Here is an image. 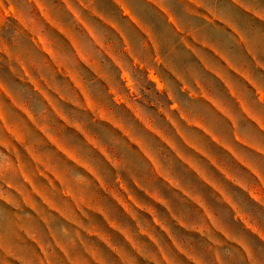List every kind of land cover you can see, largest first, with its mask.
<instances>
[{
	"label": "clouds",
	"instance_id": "clouds-1",
	"mask_svg": "<svg viewBox=\"0 0 264 264\" xmlns=\"http://www.w3.org/2000/svg\"><path fill=\"white\" fill-rule=\"evenodd\" d=\"M203 17L212 18L214 23L209 24ZM133 18L145 38L151 41L155 55L145 47L144 39L133 36L130 28ZM107 24L113 25L127 43L118 40ZM53 25L71 33L80 54L99 68L100 79L108 85L107 90L80 68L74 51L53 43ZM189 38L214 48L264 92V71L257 70L264 68V0H119V3L113 0L110 5L106 0H0V125L12 130L26 149L41 157L60 178L63 191L72 200L82 208H99L104 214L103 207L92 199L91 181L81 169L90 171L101 181H106L105 171L93 152L71 132L58 133L56 120L47 105L18 75L27 69L33 73V78L44 80L53 91L67 98V102L58 104L62 121L69 128L91 136L99 150L111 158L117 172L112 177L114 183H119L133 170L139 174L131 175L134 181L146 179L148 162L136 157L119 135L94 124L88 119V113L72 106L80 101L66 81L44 63L39 53V43L43 41L56 62L65 71H71L82 85L94 106L93 116L104 112L113 118L167 182L146 186L145 191L165 207L168 203L161 194L165 187L179 189L201 207H212L211 223L206 225L194 216L190 207L182 204L176 215L182 218L188 230L173 228L161 213V226L169 233L168 238L153 233L146 224L145 230L156 248L143 247L144 259L149 261L156 257L153 264H182L176 254L182 249L191 264H239L238 253L242 250L247 264H264V224L259 223L264 221V214L253 213L245 201V186L251 181L244 170L253 169L264 176V129L254 128L247 122L255 117L264 125V100L253 98L246 91V85L225 71L246 104V111L238 110L231 96L225 95L210 75L211 70H221L224 65L198 48L196 51L210 66V71H205L200 60L184 46ZM106 51L111 55H105ZM163 69L170 75L162 74ZM193 93L206 96L225 113L228 122L217 120ZM11 101L22 106L46 135L63 145L78 162V167H63L49 160L46 155L49 150L30 130L21 126ZM122 106H131L140 120L188 158H192V154L185 150L171 121L179 125L186 142L202 145L199 133L188 127L181 117L206 129L236 153L244 167L237 165L229 174L238 186L222 185V198H227L230 207L221 206L219 202L213 207L202 189L190 188L189 182L181 178L175 161L163 153L161 145L140 127L137 119L125 114ZM245 145H256V151H249ZM13 153L11 141L0 128V264L11 261L63 264L59 253H63L67 264H90V257L96 260L95 253L90 252L93 242L86 241L79 230L98 234L94 218L81 220L72 216L67 210L68 201L33 183L35 173ZM198 166L208 171L203 164ZM41 201L49 203V208H43ZM232 210L239 213L240 220L250 231L241 230ZM140 219L152 218L142 215ZM72 224L76 228L71 227ZM131 235L135 237L137 233L132 231ZM130 261L135 262V257L129 256L125 264ZM96 264L112 262L100 257Z\"/></svg>",
	"mask_w": 264,
	"mask_h": 264
},
{
	"label": "crops",
	"instance_id": "crops-1",
	"mask_svg": "<svg viewBox=\"0 0 264 264\" xmlns=\"http://www.w3.org/2000/svg\"><path fill=\"white\" fill-rule=\"evenodd\" d=\"M145 2H148V0H145ZM203 19L209 24L214 23L213 19L210 17H203ZM134 23L133 18V23L130 25L133 36L137 39H144L145 47L148 48L151 54L155 55V49L152 48L151 41L145 38V34ZM119 35L120 37L118 40L126 44V38L120 33ZM184 46L194 58L200 60L205 71H210V66L200 53L196 51L198 48H203L204 51L214 57L219 64L224 65V68L221 70H211L210 75L213 76L221 86V91L225 95L231 96L232 102L238 110L246 111V104L243 101L241 94L237 92L233 83L225 76V71L230 72L233 78L246 85V91L252 94L253 98L258 97L260 100H264V92L259 91L244 72H241L228 64L225 58L214 48L205 46L199 41L191 40L190 38L185 40ZM80 58L82 60L83 57L80 56ZM85 60L83 59L84 62ZM257 70L264 71V68L258 67ZM162 74L170 75V73H167L166 69H163ZM95 77L99 83H102L101 87L107 90L108 85L103 83V80L100 79L99 68L96 65ZM193 95L212 112L217 120L222 123L228 122L225 113L216 105L212 104L206 96L203 94L196 96L195 93H193ZM86 106H88L87 103ZM122 107H124L126 115H130L134 119H137L140 127L161 145L163 153L175 161V167L180 170L181 178L189 182L190 188L202 189L204 195L208 198L213 207H215L216 202H219L221 206L230 207L227 198H222V185L230 184L233 187L238 186L233 183V178L229 174V170L237 165L244 167L237 158L236 153L231 151L229 147L220 143L218 139L210 135L206 129L200 127L194 122L184 120V118L181 117L188 127L195 129V131L199 133L200 144L202 145V147H199L190 142H186L182 132L179 130V125L175 121H171L172 127L176 129V134L183 143L185 150L192 154V158H188L184 153L178 151L174 145L169 144L150 126L140 120L139 117L133 113L131 106ZM93 121L94 124H98L106 131H110L114 135H119L121 139L127 143L129 149L136 157L149 164L148 172L145 174L146 179H138L134 181L131 178V175L135 174L139 176V174L135 173L133 170L132 174L126 175L119 183H114L112 177L116 176L117 172L116 169L112 167L111 158L99 150L91 136L83 132V136H85V139L87 140V146L90 144L92 145H90V150L97 157L102 170L106 173V181H101L96 179L95 176L94 179L91 178L92 173L90 171H84L85 174L90 177L92 189L94 191L92 199L98 205L103 207L104 214H101L99 208L89 207L83 208V213L78 215V218L81 220L94 218L93 223L97 226L96 231L98 234H89L82 229L79 230L81 231V236L86 241L93 242L90 252L95 253L96 260H99L100 257H104L111 260L112 264H125V260L131 256L135 257V262L130 261L129 264H153L156 257H153L152 260L146 261L143 255H141V251L145 246L156 248L154 241L149 238L150 233L145 230V225H150L153 233L168 238L169 233L161 226L160 214L163 213V217L167 224L172 225L173 228L188 230L182 218L176 215L182 204L190 207L194 216L199 217L206 223V225L211 223L212 207H201L199 203L189 199V197L179 189L165 187L162 190L161 194L166 198L168 207H165L164 204H161L154 199L148 191H145V187H151L157 184H167L159 174L157 168L148 161L147 156L143 153L140 147L134 145L133 142L129 140L126 131L121 129L113 118L105 115L104 112H100ZM247 122L252 124L254 128L264 129V125L258 123L255 117L249 118ZM245 147H247L249 151H256L257 146L245 145ZM198 164H203L204 168L208 171L205 172L202 170ZM244 170L248 172L251 181V183L245 186L247 189L245 191V201L253 213L264 214V207H262L264 206V176H260L253 169L245 168ZM137 197H139V200ZM213 198L215 199L213 200ZM145 205H150L151 207H146ZM232 211L236 216L237 223L241 225V230L250 231V229L244 224V221L240 220L239 213L235 212V210ZM142 215L151 217L152 219L149 221H141L140 217ZM259 223L264 224V221H260ZM70 226L76 228L75 224ZM132 231L137 233L135 237L131 235ZM217 234L220 233L218 232ZM256 239L258 240V238ZM29 243L32 242L29 241ZM225 243H228V241L225 240ZM169 247H172L171 243L169 244ZM157 251L159 252V249ZM176 254L179 256L182 264H191L184 255L182 249H178ZM59 255L63 264H67V260L63 253H59ZM96 260H93L90 257V264H96ZM238 261L239 264H247V257L242 250L238 253ZM10 264H15V261H11Z\"/></svg>",
	"mask_w": 264,
	"mask_h": 264
},
{
	"label": "rangeland",
	"instance_id": "rangeland-1",
	"mask_svg": "<svg viewBox=\"0 0 264 264\" xmlns=\"http://www.w3.org/2000/svg\"><path fill=\"white\" fill-rule=\"evenodd\" d=\"M106 2L110 5L112 4L113 0H106ZM116 2L119 3V0H116ZM8 15L9 14L6 12L5 16L7 17ZM125 16H127V10H125ZM84 27H86V25H84ZM106 27L116 34L117 39L120 37L119 32L113 25L107 24ZM52 30L54 34L53 43L62 48H67L71 51H74L79 58L80 68L96 79L95 65L90 64L88 61H86L87 58L80 54L78 44L72 37L71 33L65 32L54 25ZM39 53L43 58L44 63L50 66L51 70L56 76L61 77L66 81L67 86L72 90L73 95L79 99L80 103L74 104L72 106L76 107L79 111L88 113V119L94 123L93 119L96 117L92 114L94 111V106L92 102L87 99L86 93L82 89V85L76 80L74 74L71 71H65L63 67L56 62L51 50L43 41H40L39 43ZM110 54L111 53L109 51L105 52V55L110 56ZM80 56L83 57L82 60ZM83 59H86L85 62ZM18 75L22 79V82L27 85L33 91V93L47 105L49 112L56 120L58 133L63 135L66 131L71 132L77 139L80 140L81 144L87 146V140L85 139V136H83V132L69 128L68 125L62 121L59 115L58 104L67 102V98L59 95L56 91H53L44 80L33 78V73L27 69H24L22 74L18 73ZM103 83L105 82L103 81ZM100 84L102 86L101 82ZM11 103L15 112L20 118L21 126L30 130L34 136L39 138L40 144L49 150L46 153L49 160H55L63 167H78V162L72 158L71 153L64 149L63 145L58 144L54 137L46 135V133L23 110L22 106H16L14 101H11ZM86 103L88 106H86ZM0 128L3 129L4 134L8 136L13 145V155L18 157L24 165L30 167L35 173V180L33 183H38L40 187L45 189V191L51 190V192L54 193L57 198H63L67 200V210L72 216L78 217L79 214L83 213V208L78 202L72 200L67 192L63 191V185L60 178L54 174L50 167L42 162L41 157L39 155H34L29 149H26L24 144H22L19 139L16 138V135L12 130L4 128L2 125H0ZM90 145L87 146L89 149H91ZM81 170L86 171L85 169ZM91 176V178L94 179V175L91 174ZM29 179L31 180L32 178ZM33 194L35 195V193ZM92 196H94V191L92 192ZM36 199L39 200L40 197L36 196ZM41 204L43 208H49V203L41 201ZM9 210L14 211L10 208ZM41 215L43 214L41 213ZM57 215H60V213L57 212Z\"/></svg>",
	"mask_w": 264,
	"mask_h": 264
}]
</instances>
